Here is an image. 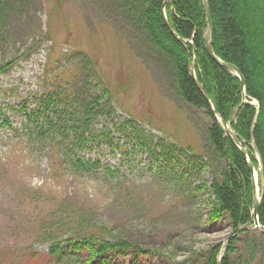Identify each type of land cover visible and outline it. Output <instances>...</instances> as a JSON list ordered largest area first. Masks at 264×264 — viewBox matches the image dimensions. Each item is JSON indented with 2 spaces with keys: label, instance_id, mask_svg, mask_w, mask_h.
Returning <instances> with one entry per match:
<instances>
[{
  "label": "rangeland",
  "instance_id": "obj_1",
  "mask_svg": "<svg viewBox=\"0 0 264 264\" xmlns=\"http://www.w3.org/2000/svg\"><path fill=\"white\" fill-rule=\"evenodd\" d=\"M8 22L0 27V67L8 65L0 74V264H44L53 243L40 226H58L60 240H112L104 226L141 239L174 234L195 253L223 247L227 221L203 225L214 167L206 120L177 98L123 0H30ZM105 87L109 105L82 127V104ZM76 159L98 165L80 170ZM76 209L80 224L70 218ZM251 231L241 261L264 264V234Z\"/></svg>",
  "mask_w": 264,
  "mask_h": 264
},
{
  "label": "trees",
  "instance_id": "obj_2",
  "mask_svg": "<svg viewBox=\"0 0 264 264\" xmlns=\"http://www.w3.org/2000/svg\"><path fill=\"white\" fill-rule=\"evenodd\" d=\"M29 1L0 0V27L6 26L15 13L25 9ZM206 1L211 17L213 54L240 72L243 89L234 74L204 52L203 36L207 24L203 0H123L124 17L130 26L144 33L155 56L164 61L163 68L171 77L177 98L202 112L206 120L204 130L214 167L208 188L213 200L204 227L227 221L234 230L252 219L247 160L226 135L221 122L233 130L229 118L233 109L239 107L234 131L251 150L253 167L259 170L258 224L264 228V0ZM193 63L195 79L202 85L209 102L190 77L189 69ZM7 70L8 65L0 67V74ZM109 97L107 87L101 93L87 97L88 102L81 107L82 127H87L95 111L101 113L109 105ZM243 99L245 103H242ZM75 165L85 170L98 164L76 159ZM84 215L76 209L70 218L80 224ZM98 229L111 234L112 240L92 235L60 240L58 226H40L41 234L49 236L53 243L44 264H108L110 257L121 258L125 260L124 264H217L225 248L221 264H243L240 247L253 235L247 230L233 237L227 246L217 244L195 253L190 246L175 243L178 236L174 234L159 239L154 232L140 233L141 239L130 236L128 229L120 232L104 226H98ZM172 240L173 247L168 248ZM183 251L188 252L187 256L177 261L178 253Z\"/></svg>",
  "mask_w": 264,
  "mask_h": 264
},
{
  "label": "water",
  "instance_id": "obj_3",
  "mask_svg": "<svg viewBox=\"0 0 264 264\" xmlns=\"http://www.w3.org/2000/svg\"><path fill=\"white\" fill-rule=\"evenodd\" d=\"M203 10H204V15H205L206 24H207V30L203 36L204 52L207 54V56L211 60L216 62L219 66H221L225 70L229 71L230 73L234 74L240 80V85H241V88L243 89L244 80H243V77L241 76L240 72L233 65L221 62L214 56L212 48H211V43H212L211 17H210V11H209V7H208L206 0H203ZM193 51H194V47H193ZM189 74H190L191 79L195 83L196 87L198 88V90L201 92V94L205 98V100L209 102L208 96L205 93L202 85L199 84L195 79L194 64H192V66L190 67ZM237 113H238V107L233 109V111L231 112L230 118H229V122L233 125L234 129H235V124H236ZM224 126H226V125L224 124ZM225 131L227 132V130H225ZM230 137L232 138L234 144L238 147V149H240L241 153L247 158L248 169H249L250 178H251L252 220L242 227L239 226V227L235 228L232 231V233L230 234V236L227 238V244L235 235H237L243 231L249 230L251 228L261 230V232L264 233V229L258 224L259 200L256 198V192H255L256 191V185H255V180L253 177L254 168H253V164L251 161V151L244 144L243 140H239L237 138L236 132H234ZM224 254H225V251H224ZM220 261L217 264H221Z\"/></svg>",
  "mask_w": 264,
  "mask_h": 264
},
{
  "label": "bare ground",
  "instance_id": "obj_4",
  "mask_svg": "<svg viewBox=\"0 0 264 264\" xmlns=\"http://www.w3.org/2000/svg\"><path fill=\"white\" fill-rule=\"evenodd\" d=\"M253 177L255 180L256 187H257V173L256 172H254ZM256 190H257V188H256Z\"/></svg>",
  "mask_w": 264,
  "mask_h": 264
}]
</instances>
